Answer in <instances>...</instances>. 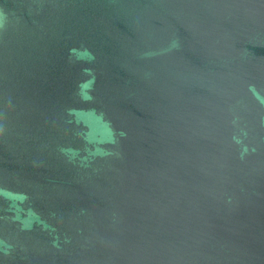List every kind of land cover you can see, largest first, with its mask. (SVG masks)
<instances>
[{
	"label": "water",
	"instance_id": "obj_1",
	"mask_svg": "<svg viewBox=\"0 0 264 264\" xmlns=\"http://www.w3.org/2000/svg\"><path fill=\"white\" fill-rule=\"evenodd\" d=\"M0 264H264V0H0Z\"/></svg>",
	"mask_w": 264,
	"mask_h": 264
}]
</instances>
